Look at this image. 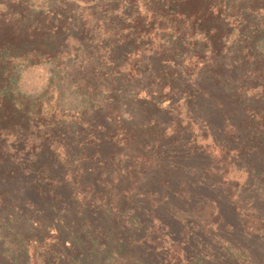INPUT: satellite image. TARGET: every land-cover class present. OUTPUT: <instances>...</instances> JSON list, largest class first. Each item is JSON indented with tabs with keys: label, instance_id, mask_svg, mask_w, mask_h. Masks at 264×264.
Wrapping results in <instances>:
<instances>
[{
	"label": "trees",
	"instance_id": "16d2710c",
	"mask_svg": "<svg viewBox=\"0 0 264 264\" xmlns=\"http://www.w3.org/2000/svg\"><path fill=\"white\" fill-rule=\"evenodd\" d=\"M242 6L234 0H0V184L8 187L0 191V218L5 234L24 241V258L8 254L6 264H65L54 257L60 248L71 264H100V250L156 251L145 247L146 238L137 246L128 242L144 234V216L153 224L148 238L175 235L160 210L178 209L183 222L178 201L196 198L193 187L202 182L189 178L196 169L225 186L240 163L247 181L259 178L244 189L264 197V50L255 39L264 37V28L247 35L255 10L244 13ZM239 30L243 44L232 41ZM41 64L53 66L54 76L45 90L28 95L19 86L20 69ZM71 89L84 109L71 108ZM90 110L95 123L86 119L90 130L81 137L83 128L69 121ZM62 144L66 156L85 160L76 159L82 173L74 174V183L80 185L70 191L72 177H53ZM10 149L22 155L13 173L2 167H12ZM202 156L213 161L185 163ZM95 159L100 172L86 162ZM30 178L31 187H17ZM220 185L217 180L213 188L222 196L198 201L192 217L228 226L227 211L242 213L239 201H225L235 198L230 185L226 191ZM4 203L8 212L1 216ZM242 217L248 235L256 233L249 220L264 224L260 216ZM59 223L66 235L84 226L89 242L79 247L84 236L74 234L68 247Z\"/></svg>",
	"mask_w": 264,
	"mask_h": 264
},
{
	"label": "rangeland",
	"instance_id": "374dc122",
	"mask_svg": "<svg viewBox=\"0 0 264 264\" xmlns=\"http://www.w3.org/2000/svg\"><path fill=\"white\" fill-rule=\"evenodd\" d=\"M235 3H242L243 8H245L243 11H246L247 8L249 10H255V13H253L254 16H251L248 18L249 23L245 26L247 28V35L255 34L254 29H263L264 28V0H234ZM233 11V10H232ZM257 46L261 47L264 50V37L255 38ZM232 41H237L238 44L244 43L246 41L245 37L240 35V30L236 32V35L233 36ZM232 46H235L232 44ZM235 61L234 58L227 59V62H233ZM118 65L120 64L119 61ZM117 65V66H118ZM111 66H115V63H112ZM20 79H19V86L21 91L28 95H36L43 90L46 89L48 86V83L52 76H54V69L53 66L50 64H41L33 67L28 68H21L20 69ZM74 77V75H73ZM86 81V80H85ZM74 83V82H73ZM77 86H80V81H76ZM75 84V83H74ZM85 84V82H84ZM79 88V87H78ZM74 90V88H73ZM73 90H69L67 93L68 102L71 104V108L77 107L78 109H84L81 106L80 99L81 97L78 95L76 96V92H73ZM75 93V94H74ZM81 111V110H80ZM93 111H89V115L85 114V116H82L81 119L77 122H71L72 120H75V117H71L69 124L74 123L75 126H77L79 129L83 128L82 132L85 137L86 132L90 130L88 127V124L85 123L86 119L90 120V124L95 123V120L93 119ZM75 113V112H73ZM130 113H126L125 117H128ZM81 114L79 115L80 118ZM186 123V122H185ZM190 128V126H188ZM213 130V129H212ZM72 131H75L72 128ZM100 132L99 130H97ZM107 132V131H106ZM202 134L201 132H198L195 134V136H199ZM213 134L217 137L218 140H221L222 135H218L216 130H213ZM74 142L76 144L78 141L81 140V138H75L73 137ZM211 141V138L206 139L203 141V143ZM58 142V141H57ZM59 143V142H58ZM79 147H82L80 143ZM12 145V144H11ZM54 146V145H53ZM64 144L57 146V149L54 153L56 160L53 166H56L55 169H57L56 173L53 174V177L59 176L58 180H64L66 178H73L71 182V186H68L66 191H70L72 187H78V183H74V174L82 173V169L80 168L79 164L76 162L77 157H81V159L84 160V157L82 155H79L78 153L76 155L70 153L68 156H66ZM9 155L12 156L10 161L13 162L11 168L8 167L7 164L2 166L10 172L9 170H12V173L14 169L17 166V163L19 162L16 160L18 156H22L18 154L17 156L14 154V150L10 149ZM16 156V157H15ZM6 158V157H5ZM34 158V157H32ZM71 159L74 160V162L71 163ZM97 159V158H96ZM96 159L92 161H86L89 162L88 167L90 168H96L99 167L100 172V165L96 163ZM85 161V160H84ZM213 161L211 158H208L207 156H202L201 158H197V160H188L185 163L191 167L193 165H196L197 163L207 164L208 162ZM39 163L41 164L42 161L40 160ZM239 164H236V169H233L231 167L230 173L226 175L225 179L228 181H233L234 183L230 185L229 182H225L227 184L222 185V181L219 180V178H211V180H205L204 174L199 172L200 169H196V174H192L189 176L190 179L197 180L199 179L202 184L194 185L193 190L196 192V198L193 200V202H184L183 200L178 201V206L183 210L181 211V214L184 218L183 222L178 221V209L175 210V212L170 213L169 212V206H164L160 211H162L165 216L166 220L169 224H172V232L175 233V235L171 236L170 234L165 237L160 238L158 241H154L151 238H148V235L150 232V227L153 226L152 220L149 216L145 217V231L144 234H137L133 235L132 239L129 240V244L132 245H141L142 242H144L143 238H146L147 243L145 244V247H153L154 245L157 246L156 251L147 250L145 251V248L140 249V251H136L134 248L129 250V252H125L124 255L120 254V252L116 249L111 250H100L95 253L97 256V259H100V264H264V224L263 222L254 221L253 219L249 220L250 224H255L252 226V230H255V234L248 235L246 231L247 228H245V223L243 219V214H246L250 217L258 219V216L260 218H264V197L261 196L259 192L256 191H246L244 189V185L246 183L253 182L251 184H257L259 183V178H255V181H247V174L244 172V169H239ZM34 166V165H33ZM213 166V165H211ZM201 167V166H200ZM224 170L225 166L223 167ZM34 169V168H33ZM60 169H63L61 172ZM68 170V173L62 175V173L65 170ZM24 173H30V170L26 167H24ZM97 172V173H98ZM96 175V174H95ZM38 179V178H37ZM36 179V180H37ZM179 179V178H178ZM39 180V179H38ZM219 181L221 183L220 190H225L228 185H230V192L231 194H234L235 198H226L225 201H230V203L235 204L236 202L239 203L241 214L237 215L236 213H230L227 211V215L229 216L228 221L231 223H228L229 225H225L226 221L218 220L217 223L211 222L207 223L205 218L201 217V221L196 220L194 217V206L199 203L198 201H206L207 197H215L220 198L222 196V193H218V187H214L213 185L216 181ZM32 179H28L22 182H19L17 184L18 188L21 187H31ZM229 187V186H228ZM8 189L7 185L0 184V191ZM32 188L28 189L31 190ZM29 195H35L33 193V190L28 192ZM227 195V194H224ZM6 197V195H4ZM219 196V197H218ZM229 197V196H228ZM217 200V199H216ZM39 203H43L41 200H39ZM74 204V208L77 207L76 201L71 200ZM210 201V200H209ZM218 201V200H217ZM227 202L223 203L225 207L229 206ZM54 203V202H53ZM57 204V201H55ZM47 207L48 204H45ZM8 204L5 205V203L2 205L1 210V216H5L3 211H7ZM44 207V205H43ZM61 207V206H60ZM161 205H158L154 210H159ZM229 210V209H228ZM8 212V211H7ZM194 216V217H192ZM73 218H71L72 220ZM195 219V221H194ZM211 220V218L209 219ZM5 219L0 218V233L2 236L0 237V243L3 241L6 242L4 248V253H1L0 249V264H6L7 262V255L8 254H17L20 259L24 258V255L21 253L23 251V245L22 243L24 241L20 242H14L18 239H22V237L17 236V238L13 237V234H5L6 232H3V230L7 227ZM61 228V234L63 235L61 238L62 243L64 242L68 247L70 246L71 240L73 238L74 234H77L79 236H84L83 240L80 242L79 247L86 245V242H89L90 239H88L89 236H87L86 228L83 226L82 228L72 231L73 235L68 234L66 235V227L62 226L63 224L59 223ZM73 224V223H72ZM11 225H16L14 223H11ZM20 221L17 222L16 226H19ZM70 225V223H69ZM159 227L158 223H155ZM207 225V226H206ZM26 227H23L24 230L28 228L27 224ZM115 227H118L119 224H115ZM72 229V228H70ZM90 229V228H89ZM114 228L113 230H115ZM111 230V229H110ZM109 230V231H110ZM108 231V233H109ZM111 232V231H110ZM249 232V231H248ZM84 233V235H83ZM107 233V234H108ZM121 236H125L122 234ZM8 237V240L6 239ZM104 237V236H103ZM102 237V238H103ZM123 237H120L123 239ZM68 241V242H67ZM140 243V244H139ZM60 248V246H59ZM144 250V251H143ZM79 252H83L80 250ZM58 254H56L54 257L64 261L65 264H71L70 260L71 257L67 255V253L62 250L61 248L57 251ZM140 255V257H139ZM140 260L144 262H139ZM199 259V260H198ZM137 260V261H136ZM41 264H43L40 261Z\"/></svg>",
	"mask_w": 264,
	"mask_h": 264
}]
</instances>
